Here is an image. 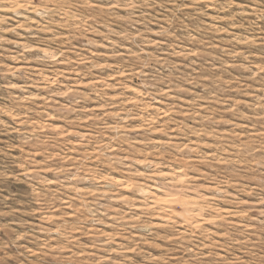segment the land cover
Here are the masks:
<instances>
[{
    "label": "rangeland",
    "instance_id": "obj_1",
    "mask_svg": "<svg viewBox=\"0 0 264 264\" xmlns=\"http://www.w3.org/2000/svg\"><path fill=\"white\" fill-rule=\"evenodd\" d=\"M0 264H264V0H0Z\"/></svg>",
    "mask_w": 264,
    "mask_h": 264
},
{
    "label": "bare ground",
    "instance_id": "obj_2",
    "mask_svg": "<svg viewBox=\"0 0 264 264\" xmlns=\"http://www.w3.org/2000/svg\"><path fill=\"white\" fill-rule=\"evenodd\" d=\"M167 196V195H166ZM170 197V196H169ZM167 200H168V198H166ZM166 199H164V201H166ZM161 200H162V198H161ZM169 201V200H168Z\"/></svg>",
    "mask_w": 264,
    "mask_h": 264
}]
</instances>
